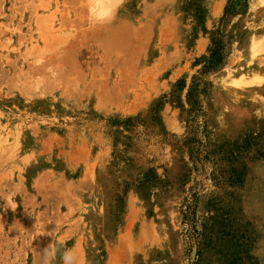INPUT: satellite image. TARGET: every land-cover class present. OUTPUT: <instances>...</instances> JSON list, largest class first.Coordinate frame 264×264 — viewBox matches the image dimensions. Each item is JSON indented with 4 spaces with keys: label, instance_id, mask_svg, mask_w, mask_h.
Masks as SVG:
<instances>
[{
    "label": "rangeland",
    "instance_id": "obj_1",
    "mask_svg": "<svg viewBox=\"0 0 264 264\" xmlns=\"http://www.w3.org/2000/svg\"><path fill=\"white\" fill-rule=\"evenodd\" d=\"M257 48L264 0H0V264H264Z\"/></svg>",
    "mask_w": 264,
    "mask_h": 264
},
{
    "label": "bare ground",
    "instance_id": "obj_2",
    "mask_svg": "<svg viewBox=\"0 0 264 264\" xmlns=\"http://www.w3.org/2000/svg\"><path fill=\"white\" fill-rule=\"evenodd\" d=\"M40 5V4H39ZM125 31V30H124ZM110 36V35H109ZM67 44V43H66ZM255 52L253 53V56L254 57H257V55L259 54V53H264V48H260V50L257 48V49H255L254 50ZM256 52H258V53H256ZM261 78H264V69H262V70H258V71H256L255 73H254V75L252 76V80H254V83L256 82V80L257 79H261ZM236 85H237V83H236ZM249 85H251V84H249Z\"/></svg>",
    "mask_w": 264,
    "mask_h": 264
},
{
    "label": "clouds",
    "instance_id": "obj_3",
    "mask_svg": "<svg viewBox=\"0 0 264 264\" xmlns=\"http://www.w3.org/2000/svg\"><path fill=\"white\" fill-rule=\"evenodd\" d=\"M64 259H65V264H69V262H70L71 259H72V255H71V253H65V257H64Z\"/></svg>",
    "mask_w": 264,
    "mask_h": 264
},
{
    "label": "trees",
    "instance_id": "obj_4",
    "mask_svg": "<svg viewBox=\"0 0 264 264\" xmlns=\"http://www.w3.org/2000/svg\"><path fill=\"white\" fill-rule=\"evenodd\" d=\"M211 61H212V64H213V63H215V60H214L213 58H212V60H211Z\"/></svg>",
    "mask_w": 264,
    "mask_h": 264
}]
</instances>
